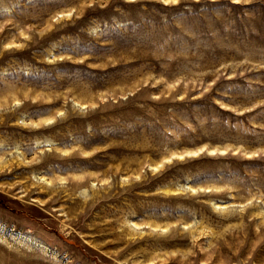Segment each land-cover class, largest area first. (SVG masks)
<instances>
[{
    "label": "rangeland",
    "instance_id": "374dc122",
    "mask_svg": "<svg viewBox=\"0 0 264 264\" xmlns=\"http://www.w3.org/2000/svg\"><path fill=\"white\" fill-rule=\"evenodd\" d=\"M0 264H264V0H0Z\"/></svg>",
    "mask_w": 264,
    "mask_h": 264
}]
</instances>
